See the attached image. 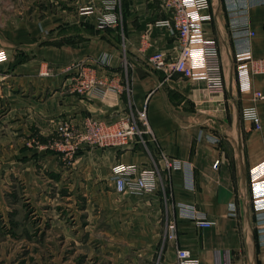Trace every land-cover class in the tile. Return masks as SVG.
I'll return each mask as SVG.
<instances>
[{
    "label": "crops",
    "instance_id": "crops-1",
    "mask_svg": "<svg viewBox=\"0 0 264 264\" xmlns=\"http://www.w3.org/2000/svg\"><path fill=\"white\" fill-rule=\"evenodd\" d=\"M210 2L188 4L191 76L149 62L178 46L155 24L169 15L160 0H117L118 22L106 27L103 0L92 14L78 9L90 0H46L1 17L0 264H177L179 248L198 264H264V99L255 95L264 92V0ZM206 39L220 50L222 91L207 78ZM83 68L105 84L73 91ZM144 106L146 144L84 145L73 158L49 145L63 120L115 122ZM118 165L157 169L156 188L118 192Z\"/></svg>",
    "mask_w": 264,
    "mask_h": 264
},
{
    "label": "built area",
    "instance_id": "built-area-1",
    "mask_svg": "<svg viewBox=\"0 0 264 264\" xmlns=\"http://www.w3.org/2000/svg\"><path fill=\"white\" fill-rule=\"evenodd\" d=\"M162 7L168 12V17L155 20L157 26L169 28L176 36L178 46L174 56L165 51L157 50L150 57L149 62L155 69H160L168 74L180 73L185 76L192 75V34L194 29V18L189 11V5L196 10L209 8L210 0H160ZM103 10L100 11L97 24L99 27L112 26L118 22L116 12L117 0H103ZM83 14L95 12V6L88 3L81 7ZM255 31H245L243 35L249 38ZM202 60L206 70L208 81L215 91L223 90L222 59L217 42L214 39H206L202 42ZM245 50H249L248 48ZM260 63L255 69H259ZM48 69L43 72L49 75ZM105 83L99 79L90 69L83 68L71 88L81 94L92 93L97 85ZM256 97L264 99V92L256 91ZM256 127L260 128V118L255 110H249ZM57 135L49 145L68 158H73L76 152L84 145L91 146H129L134 142L146 144L147 137H153L154 133L150 126L147 108L144 106L137 112H132L127 117H122L115 122H108L99 118L88 117L82 126L76 127L68 120L60 122L56 129ZM168 167L172 160L164 156ZM159 178L158 170L155 168H140L137 173L134 166L118 165L114 170V181L116 190L120 193L131 189L137 193L152 192ZM261 231L264 240V213L259 216ZM210 220H198L199 226H210ZM177 264H198L188 248L177 250Z\"/></svg>",
    "mask_w": 264,
    "mask_h": 264
},
{
    "label": "rangeland",
    "instance_id": "rangeland-1",
    "mask_svg": "<svg viewBox=\"0 0 264 264\" xmlns=\"http://www.w3.org/2000/svg\"><path fill=\"white\" fill-rule=\"evenodd\" d=\"M32 2L41 4V6H42V4L46 3V0H0V21H1V17H4V19L5 18L8 19L10 17H16V16L23 15V11L29 9L28 5L30 3V6H31ZM90 2H91V4H93L95 6V4L93 3V0H90ZM85 5L86 4L80 5L78 8L79 11H80L81 7H84ZM1 26L2 25L0 24V29L2 28ZM54 135H55L54 137H56L57 132H55ZM35 140H37V139H35ZM32 141H33V139H32ZM56 189H57V186H56ZM60 190L63 191V186H60ZM60 190H59V192H60ZM74 190L76 192H79V187H77V188L75 187ZM66 203H70V202H66L64 200H56L53 203L50 202L51 207H54L57 209L65 208L64 205H66ZM67 207H69V205H67Z\"/></svg>",
    "mask_w": 264,
    "mask_h": 264
}]
</instances>
